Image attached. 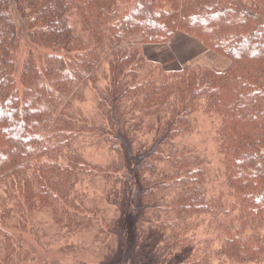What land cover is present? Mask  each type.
Here are the masks:
<instances>
[{
    "label": "trees",
    "instance_id": "1",
    "mask_svg": "<svg viewBox=\"0 0 264 264\" xmlns=\"http://www.w3.org/2000/svg\"><path fill=\"white\" fill-rule=\"evenodd\" d=\"M16 15L47 53L40 64L30 55L22 89ZM179 33L229 68L188 64L155 79L145 49ZM90 84L97 123L69 112ZM200 113L218 169L176 142ZM140 135L152 139L137 150ZM92 136L115 159L87 163L79 142ZM86 184L106 190L118 218L105 220ZM36 212L59 231L105 224L118 240L108 264H264V0H0V264L29 260L14 230Z\"/></svg>",
    "mask_w": 264,
    "mask_h": 264
},
{
    "label": "rangeland",
    "instance_id": "2",
    "mask_svg": "<svg viewBox=\"0 0 264 264\" xmlns=\"http://www.w3.org/2000/svg\"><path fill=\"white\" fill-rule=\"evenodd\" d=\"M17 16V22L21 26V37L18 40V47L14 55L16 64L15 79L19 89H22L21 78L26 61L33 55L40 64L44 60L46 49L39 50L30 42L28 25L24 19ZM145 55L148 60L147 67L155 73V79L158 78V72L168 73L174 70H183L188 64L202 65L210 67L217 71L224 72L230 66V61L225 57L217 55L207 49L198 39L186 34H177L170 42L162 47L148 46L145 49ZM138 59H136L137 61ZM100 73L99 86L105 87L107 80L105 78L106 69ZM139 77L144 79L147 73L144 69L139 72ZM94 84H90L84 92V99L76 101L74 108L69 112L74 113V117L97 123L98 100ZM23 95L22 91L20 93ZM196 131L193 135H188L178 139L177 145L180 148L189 147L197 149L206 154L212 166L215 169L219 167V155L214 144V136L210 134L211 119L203 114L196 115ZM142 118L139 117V125ZM140 128H144L141 127ZM143 132V131H142ZM79 142L80 152L86 162L92 166L106 165L109 161L115 159L107 148L100 146L92 137H82ZM151 137L137 136L135 139V148L140 150L141 144H151ZM87 184L84 186V188ZM88 197L103 210L105 220L118 218L119 207L108 202L106 190L101 185L90 186L85 189ZM137 193L135 191L134 195ZM50 217L45 212H36L30 216L26 230H14L15 233H22V239L25 248L30 252V258L26 264H108L107 262L116 253L118 240L110 235L103 225L104 232H97L96 229L82 232L59 231L52 223ZM150 219H153L150 214ZM107 222V221H106ZM203 228L198 230L202 231ZM204 238V237H200ZM164 250H161L163 254ZM141 261V260H140Z\"/></svg>",
    "mask_w": 264,
    "mask_h": 264
}]
</instances>
